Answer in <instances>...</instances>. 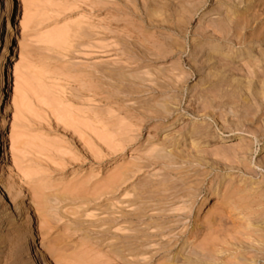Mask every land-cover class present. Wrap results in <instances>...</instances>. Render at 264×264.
I'll return each instance as SVG.
<instances>
[{"label": "rangeland", "instance_id": "rangeland-1", "mask_svg": "<svg viewBox=\"0 0 264 264\" xmlns=\"http://www.w3.org/2000/svg\"><path fill=\"white\" fill-rule=\"evenodd\" d=\"M7 1L0 73L7 45L19 77L0 100V264H264V82L246 78L264 41L222 43L248 53L241 73L205 63L224 16L264 30V0H20L13 15Z\"/></svg>", "mask_w": 264, "mask_h": 264}, {"label": "bare ground", "instance_id": "bare-ground-1", "mask_svg": "<svg viewBox=\"0 0 264 264\" xmlns=\"http://www.w3.org/2000/svg\"><path fill=\"white\" fill-rule=\"evenodd\" d=\"M245 2L246 0H238V1H231L229 2V4L227 6H231L232 8H236L237 6H239L242 2ZM17 2H20V0H8L7 1V13L8 14H14V10H15V6H16V3ZM203 2V1H202ZM161 3V2H160ZM162 4V3H161ZM169 4V3H168ZM158 5V4H157ZM173 5V4H172ZM198 5V4H197ZM200 6V5H199ZM226 6V5H224ZM198 8V6H197ZM201 8V7H200ZM175 9V8H174ZM238 9V8H237ZM254 9V8H253ZM237 10H234V13H237L236 12ZM176 12V11H175ZM178 13V12H177ZM262 14V13H261ZM260 15V14H259ZM257 14H252V15H245L243 18H236L235 19V15H226L224 16V18L218 20V24L216 26L213 27V29L211 30V32L209 33H213V37L214 38H210L212 41H215L217 44L215 46H213L212 48L210 49H207L205 50L206 51V55L208 57L207 59V62L205 63H208L210 62V60L212 61V59L216 58L217 57L219 58V54L221 55L220 59H222L221 61H224V64L222 65L220 63V61H216L215 63L217 64H221V66H223L222 68H224V70H221V71H217L216 72V75H214L215 77H219V75H221V79L224 78V75H226V70H227V67L229 66H234V70H236L238 73L242 72V71H246L245 68L243 66H238L236 65V63L242 59V56L244 54H248L247 52H244L241 48L237 49L235 52H232V53H224V49L220 48V46L222 45V43H225V42H229L230 43H238V44H246L250 49H251V52H254V51H257V45L254 44V42H258V41H261L263 40L264 41V30L261 29L260 31L257 30L256 28H253L254 29V33L253 32H248L247 29L249 27H251L255 22L257 23V19L261 16H259ZM171 16V15H170ZM192 16V15H191ZM238 16V14H237ZM151 17V16H150ZM242 17V16H241ZM152 19V18H151ZM235 19V20H234ZM154 20V19H152ZM156 21V20H155ZM159 22V21H158ZM244 24H243V23ZM150 23V22H149ZM255 23V24H256ZM176 24V23H175ZM154 25V24H153ZM177 25V24H176ZM181 28V27H180ZM186 28V27H185ZM203 28H201L202 30ZM211 29V28H210ZM252 29V30H253ZM208 30V28H207ZM200 32V37L201 39L203 38H207V35L208 33L205 32V29L203 31H198ZM212 36V35H211ZM208 39H209V35H208ZM15 40V36L10 35L7 39H6V43H10L11 41H14ZM204 41V40H203ZM221 49V53H220V50ZM9 50H7V45L5 47V50H4V54H3V60H2V64H3V68L1 69V73H0V100H1V97H5V92L11 90V89H16L17 88V79L19 77V71L16 67H12V65L9 63V53H8ZM193 51V50H192ZM200 51V50H199ZM205 54V53H204ZM197 55V53H196ZM218 60V59H217ZM258 61V59L256 60ZM250 66H248L247 70H248V74L246 75V78H247V83L248 85L252 86L254 85V87L256 88L257 86V83L256 81L258 80V83H259V79L261 81V78L262 81L264 82V63H261V62H256V63H252V64H248ZM195 66V65H194ZM193 67V66H192ZM221 69V67H220ZM196 70V69H195ZM199 70V69H197ZM235 71V72H236ZM223 72V73H222ZM236 72V73H237ZM197 73V72H196ZM220 73V74H219ZM243 74V73H242ZM213 75V74H211ZM211 75H206V78L208 79L209 77H213ZM234 77V75H233ZM211 79V78H210ZM188 80V79H187ZM225 80V79H224ZM228 80V79H227ZM234 80V79H233ZM246 80V79H245ZM186 81V80H185ZM217 81V80H215ZM240 81V80H239ZM261 81V82H262ZM206 82V81H205ZM213 82V80H212ZM242 82V81H240ZM255 82V83H254ZM262 82V83H263ZM214 83V82H213ZM224 83V81H223ZM245 83V82H244ZM207 84V83H206ZM240 85H242L241 83H239ZM218 85V83H217ZM227 85V84H226ZM232 85V84H231ZM259 85V84H258ZM219 86V85H218ZM225 86V85H224ZM244 86H247V85H244ZM232 87V86H231ZM242 87V86H241ZM248 87V86H247ZM252 87V88H254ZM259 87V86H258ZM6 88V89H5ZM220 88V86H219ZM228 88V87H227ZM235 88V87H234ZM251 88V87H250ZM234 90V89H233ZM243 90V89H242ZM236 91V90H235ZM247 91V90H246ZM263 91V90H262ZM228 92V91H227ZM254 92V91H253ZM256 92V91H255ZM236 93H238V91H236ZM250 93V92H249ZM264 93V92H263ZM255 94V93H254ZM252 94V95H254ZM237 95V94H236ZM239 95V94H238ZM237 95V96H238ZM244 95V94H243ZM225 96V95H224ZM235 96V95H234ZM241 96V95H240ZM238 96V98L240 97ZM250 98H251V94L249 95ZM216 97V96H215ZM243 97V96H242ZM246 97V96H245ZM244 97V98H245ZM248 97V95H247ZM246 97V98H247ZM253 97V96H252ZM259 97V96H258ZM218 98V97H217ZM222 98V97H221ZM220 98V100H221ZM245 98V99H246ZM249 98V97H248ZM247 100H250L248 99ZM257 98V97H255ZM208 99V98H207ZM215 99V98H213ZM212 99V100H213ZM235 99V98H234ZM253 100V103H254V99L251 98ZM261 99V98H259ZM263 99V98H262ZM211 100V101H212ZM219 100V101H220ZM252 100H251V103H252ZM258 100V99H257ZM256 100V101H257ZM210 101V100H209ZM245 101V100H244ZM255 101V102H256ZM249 102V101H248ZM258 102V101H257ZM232 103V102H231ZM245 103V102H244ZM250 103V102H249ZM250 103V104H251ZM263 103V101H262ZM237 104V103H236ZM243 104V103H242ZM256 105V104H254ZM246 106H248V108H251L249 107V105L246 103ZM251 106V105H250ZM253 106V105H252ZM257 106V105H256ZM244 107V106H243ZM254 107V106H253ZM208 108V107H207ZM256 108V107H255ZM233 110V109H232ZM231 110V111H232ZM246 110V109H245ZM249 110V109H248ZM251 110V109H250ZM254 109H252V113H254V116H255V110L253 111ZM258 111V110H257ZM234 112V110H233ZM236 113V111H235ZM234 113V114H235ZM233 114V113H232ZM251 114V113H250ZM246 115V114H245ZM244 115V116H245ZM166 116V115H165ZM126 122H135L136 120L134 118H131L130 116H123L122 117ZM234 118V117H233ZM247 118V117H245ZM250 118V117H249ZM231 119V118H229ZM248 119V118H247ZM250 120V119H249ZM232 121V120H231ZM245 121V120H244ZM239 122V121H238ZM244 124V123H243ZM236 125V124H235ZM224 126V125H222ZM243 127V126H242ZM204 128L200 129V128H194L191 132H192V142H194L196 139L195 136H198V137H202V130ZM205 134V133H204ZM208 137V136H207ZM229 137H233V134H231V136L229 135H226V134H223L222 136H218L217 137V142H222V141H226L228 139H231ZM198 141V140H197ZM202 141V140H201ZM203 142V141H202ZM201 142V143H202ZM207 141H204V143L202 145H207ZM200 144V143H199ZM263 144V143H262ZM245 149V148H244ZM173 154V153H170V155ZM238 154V153H237ZM175 155V154H174ZM173 155V156H174ZM175 156H178L177 154ZM180 157V156H179ZM242 157V156H241ZM173 158H176V157H173ZM177 159V158H176ZM198 160V159H197ZM213 197H217L216 195H209L207 196L205 199H209V198H213ZM257 232V231H256ZM37 238V234H36V231L35 230H32L30 232V236L27 238V241H26V245H25V249L26 251L28 252H34L35 250V243H34V239ZM219 245V244H218ZM236 245V244H235ZM239 245V244H238ZM237 246V245H236ZM228 248V247H227ZM215 252V251H214ZM217 253V252H216ZM196 254V253H195ZM220 254V253H219ZM190 256H193V255H190ZM188 257L186 260L187 262L189 263H192L194 257ZM196 256V255H195ZM214 257V256H213ZM212 257V258H213ZM199 258V257H198ZM197 259V258H196ZM203 259V258H202ZM216 260V259H215ZM45 262V260H42V262ZM210 262V261H209ZM208 263V262H207ZM217 263V262H216ZM215 261H214V264H216ZM242 263V262H241ZM244 263V262H243ZM177 264V263H176ZM205 264V263H204ZM218 264V263H217Z\"/></svg>", "mask_w": 264, "mask_h": 264}]
</instances>
